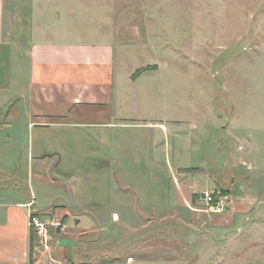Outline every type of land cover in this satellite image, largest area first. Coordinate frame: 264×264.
I'll return each mask as SVG.
<instances>
[{"label": "crops", "instance_id": "crops-1", "mask_svg": "<svg viewBox=\"0 0 264 264\" xmlns=\"http://www.w3.org/2000/svg\"><path fill=\"white\" fill-rule=\"evenodd\" d=\"M39 1L0 0V109L24 118L30 163L37 173L53 172L61 187L53 202L32 189L22 201L13 197L11 179L0 176V264H48L28 226L29 203L44 218L62 219L63 227L52 230L51 254L63 264H185L196 248L201 264L241 263L236 245L242 238L216 246L218 260L207 250L211 233L209 245L205 238L188 241L192 257L178 248L139 245L150 220L182 219L190 222L187 235L195 234L197 168L181 159L198 149L192 132L156 102L139 108L129 101L127 89L139 86L130 83V68L121 71L124 58L110 32L84 29L88 20L78 7ZM4 186L13 193L5 194ZM233 204L239 206L233 200L228 212L205 223L229 221L233 228ZM257 221L248 219L244 235L259 229Z\"/></svg>", "mask_w": 264, "mask_h": 264}, {"label": "rangeland", "instance_id": "rangeland-1", "mask_svg": "<svg viewBox=\"0 0 264 264\" xmlns=\"http://www.w3.org/2000/svg\"><path fill=\"white\" fill-rule=\"evenodd\" d=\"M49 2L58 8L78 7V15L88 20L84 29L110 32L116 54L124 58L121 71L130 68V83L139 86L127 89L129 101L139 108L156 102L164 114L172 111L181 127L191 130L198 148L193 157L181 158L197 168L192 173L197 182L193 209L199 216L192 221L195 234L187 235L190 222L182 219L150 220L152 227L141 235L146 237L139 245L178 248L190 257L188 241L205 238L213 246L207 250L218 260L216 246L227 248L242 238L236 245L243 252L238 264H264V0ZM194 123L200 124L199 130ZM25 124L24 118L11 117L10 107L0 109V176L11 179L14 198L27 201L32 189L40 194L39 200L53 202L61 186L53 172L34 170ZM140 136L139 132L133 137L136 146ZM5 190L13 193L9 187ZM213 190L229 191L239 205L233 204L236 208L228 213L233 228L229 221L223 227L205 223L204 218L215 214L206 210L203 194ZM250 217L258 219L259 229L246 236L243 228ZM198 251L194 256L199 257ZM196 257L185 264H201Z\"/></svg>", "mask_w": 264, "mask_h": 264}, {"label": "built area", "instance_id": "built-area-1", "mask_svg": "<svg viewBox=\"0 0 264 264\" xmlns=\"http://www.w3.org/2000/svg\"><path fill=\"white\" fill-rule=\"evenodd\" d=\"M203 201L206 204V210L215 215L225 213L233 203L230 193L223 192V190L204 192ZM28 205L30 207L28 226L32 232L36 246L40 247L42 252L48 255V264H63L51 254L53 250L52 230L62 228V220H59L57 217L44 218L35 208H32V203Z\"/></svg>", "mask_w": 264, "mask_h": 264}, {"label": "trees", "instance_id": "trees-1", "mask_svg": "<svg viewBox=\"0 0 264 264\" xmlns=\"http://www.w3.org/2000/svg\"><path fill=\"white\" fill-rule=\"evenodd\" d=\"M137 72H138V71H137ZM137 72H136V73H137ZM223 192H229V191H227V190H224Z\"/></svg>", "mask_w": 264, "mask_h": 264}]
</instances>
